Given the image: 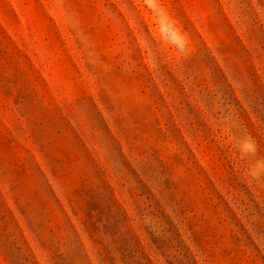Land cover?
I'll return each mask as SVG.
<instances>
[{
  "label": "rangeland",
  "instance_id": "374dc122",
  "mask_svg": "<svg viewBox=\"0 0 264 264\" xmlns=\"http://www.w3.org/2000/svg\"><path fill=\"white\" fill-rule=\"evenodd\" d=\"M0 264H264V0H0Z\"/></svg>",
  "mask_w": 264,
  "mask_h": 264
}]
</instances>
